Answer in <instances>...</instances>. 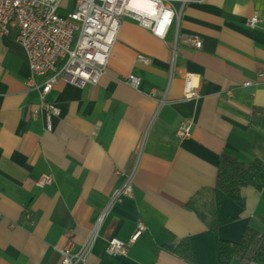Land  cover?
I'll return each mask as SVG.
<instances>
[{
	"label": "crops",
	"instance_id": "obj_1",
	"mask_svg": "<svg viewBox=\"0 0 264 264\" xmlns=\"http://www.w3.org/2000/svg\"><path fill=\"white\" fill-rule=\"evenodd\" d=\"M174 8L164 39L123 18L97 85L58 82L46 97L60 111L51 131L38 91L25 85V52L12 34L0 37V264H61L69 233L74 251L92 237L86 264H220V241L264 233L261 192L243 188L232 199L215 186L224 154L264 169V0ZM250 17L261 24L246 27ZM183 121L192 128L180 140ZM43 173L53 181L39 188ZM127 176L131 196L111 203ZM112 238L128 244L126 255L106 252ZM185 239L189 261L175 253Z\"/></svg>",
	"mask_w": 264,
	"mask_h": 264
},
{
	"label": "built area",
	"instance_id": "obj_2",
	"mask_svg": "<svg viewBox=\"0 0 264 264\" xmlns=\"http://www.w3.org/2000/svg\"><path fill=\"white\" fill-rule=\"evenodd\" d=\"M63 1L0 0V37L12 34L14 41L25 52L29 69L25 85L28 89L38 91L39 107L45 117L46 131H51L52 120L60 115L56 106L46 102L47 95L60 81L77 88L98 84L123 18H129L141 27L144 23L149 24L150 27L144 28L157 37L153 29L159 17L152 20L133 11L129 7L131 0H67V4L62 6ZM188 2L189 0H161L158 4L161 12L170 10L174 13L166 35L179 15L174 4L183 7ZM62 7L64 14L59 13ZM260 24L258 17H250L245 21V26L250 29ZM178 38H183L184 43L195 49L202 46L201 40L196 36L177 35ZM137 59L148 63L142 55H138ZM184 80L185 98L191 99L194 97L195 87L189 75ZM126 82L135 89L140 84V80L133 75ZM249 85L250 82L245 83V86ZM191 128L189 121L181 122L176 128V137L180 140L188 138ZM52 181L51 174L43 173L36 185L42 188ZM131 191V176H127L113 193L111 203L131 196ZM144 230V225L139 224L130 243L135 242ZM91 239L92 237L78 251H74L72 235L67 234V242L60 250L61 264H86L85 258ZM127 249L128 244L122 241L114 238L107 240L106 252L109 255L124 256Z\"/></svg>",
	"mask_w": 264,
	"mask_h": 264
},
{
	"label": "trees",
	"instance_id": "obj_3",
	"mask_svg": "<svg viewBox=\"0 0 264 264\" xmlns=\"http://www.w3.org/2000/svg\"><path fill=\"white\" fill-rule=\"evenodd\" d=\"M216 188L225 196L239 199L243 188H253L264 196V169L260 161L243 164L232 156L222 155L217 171ZM175 253L191 260V249L187 239L175 248ZM220 264L238 260L243 264H264V233L245 229L238 242L220 241L218 246Z\"/></svg>",
	"mask_w": 264,
	"mask_h": 264
},
{
	"label": "clouds",
	"instance_id": "obj_4",
	"mask_svg": "<svg viewBox=\"0 0 264 264\" xmlns=\"http://www.w3.org/2000/svg\"><path fill=\"white\" fill-rule=\"evenodd\" d=\"M160 2L161 0H131L129 7L133 11L151 18L152 20H155L157 17H159L153 32L157 37L162 39L166 35V30L172 22L174 13L170 10L161 12L158 7ZM142 26L150 27V25L147 23H144Z\"/></svg>",
	"mask_w": 264,
	"mask_h": 264
},
{
	"label": "rangeland",
	"instance_id": "obj_5",
	"mask_svg": "<svg viewBox=\"0 0 264 264\" xmlns=\"http://www.w3.org/2000/svg\"><path fill=\"white\" fill-rule=\"evenodd\" d=\"M66 4H67V0H64L62 6H65ZM59 13H62V14L65 13V10L63 9V7L60 8Z\"/></svg>",
	"mask_w": 264,
	"mask_h": 264
}]
</instances>
